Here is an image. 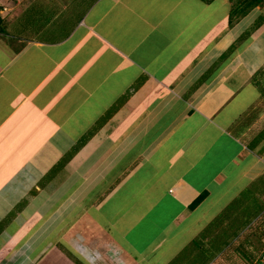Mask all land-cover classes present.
Here are the masks:
<instances>
[{"label": "crops", "instance_id": "0c3cea01", "mask_svg": "<svg viewBox=\"0 0 264 264\" xmlns=\"http://www.w3.org/2000/svg\"><path fill=\"white\" fill-rule=\"evenodd\" d=\"M233 1L0 0V264L264 253V9Z\"/></svg>", "mask_w": 264, "mask_h": 264}, {"label": "rangeland", "instance_id": "374dc122", "mask_svg": "<svg viewBox=\"0 0 264 264\" xmlns=\"http://www.w3.org/2000/svg\"><path fill=\"white\" fill-rule=\"evenodd\" d=\"M243 2L244 4L247 3L248 0H235L233 1L234 5L236 6L238 2ZM262 8L264 9V4L262 6ZM240 222L238 220H233L231 222V226L230 228H232V230H222L221 231V236H220V240L221 239H225L228 240L231 238L230 237V233H232L234 231L235 226H238ZM214 226V225H213ZM258 237H261L260 235H258ZM264 238V236H262ZM231 244L233 245L235 241V238L230 241ZM264 243V241H263ZM231 245V248L226 249L227 251L225 252V254L223 253V257H228V259H223V261H220L219 259L214 263V264H254L255 259L260 255L259 250L253 251V252H241V254L234 252V246ZM261 245V243H260ZM227 248V247H226ZM193 249V246H190L187 248L186 252L184 254H181L179 256V260L177 262H173L172 264H203V260L207 257L208 254H198L195 255L193 257V255L190 254V251ZM210 249H213V247H210ZM191 255V256H190ZM211 257H213V261L215 257L218 255V253L216 254H209ZM222 255V254H221ZM210 264H213V263Z\"/></svg>", "mask_w": 264, "mask_h": 264}, {"label": "trees", "instance_id": "16d2710c", "mask_svg": "<svg viewBox=\"0 0 264 264\" xmlns=\"http://www.w3.org/2000/svg\"><path fill=\"white\" fill-rule=\"evenodd\" d=\"M264 4V0H248L247 3H243V2H238L237 5L235 7V15L236 17H240L245 15L250 9L254 8V7H260L262 8ZM204 197V194H200L191 204L190 207H194L195 205H197L202 198ZM254 264L255 261H254ZM264 264V263H263Z\"/></svg>", "mask_w": 264, "mask_h": 264}, {"label": "built area", "instance_id": "2783aa9c", "mask_svg": "<svg viewBox=\"0 0 264 264\" xmlns=\"http://www.w3.org/2000/svg\"><path fill=\"white\" fill-rule=\"evenodd\" d=\"M256 264H263L264 263V253H262L258 259L255 261Z\"/></svg>", "mask_w": 264, "mask_h": 264}]
</instances>
